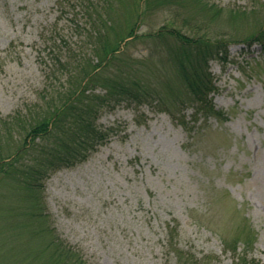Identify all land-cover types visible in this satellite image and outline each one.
Here are the masks:
<instances>
[{
  "label": "rangeland",
  "instance_id": "1",
  "mask_svg": "<svg viewBox=\"0 0 264 264\" xmlns=\"http://www.w3.org/2000/svg\"><path fill=\"white\" fill-rule=\"evenodd\" d=\"M207 1L221 15L212 23L198 18L212 27L199 33L231 43L226 61H210L219 116L187 106L180 112L184 126L155 101L107 107L97 120L109 130L106 143L45 180L51 224L86 264H238L241 257L264 264V47L241 42L264 13L255 0ZM168 15L148 17L138 32ZM83 18L77 0H0L2 116L40 100L41 57L55 45L81 44ZM154 44L135 41L127 53L145 61L159 95L172 103L169 90L180 80L168 53L161 61L151 54H166ZM235 239L236 251L225 244Z\"/></svg>",
  "mask_w": 264,
  "mask_h": 264
},
{
  "label": "trees",
  "instance_id": "2",
  "mask_svg": "<svg viewBox=\"0 0 264 264\" xmlns=\"http://www.w3.org/2000/svg\"><path fill=\"white\" fill-rule=\"evenodd\" d=\"M77 2L84 17L79 25L80 34L86 33L84 40L65 48L55 45L41 57L44 84L39 101L25 105L24 113L17 109L0 114V264L7 259L9 264H86L56 234L46 211L44 183L55 171L83 162L106 143L109 130L97 124L102 110L155 101L158 110L184 126L188 122L180 112L187 106L193 114H220L210 97L216 89L210 61H226L231 43L200 34L212 27L197 24L200 17L212 23L221 15L220 7L207 0ZM254 5L264 13V2L255 0ZM166 11L170 16L160 26L138 32L143 24L148 26V17ZM239 16L231 14L234 20ZM128 38L131 41L125 42ZM135 41L147 48L148 43H162L166 54L160 49H152L151 54L157 53L161 61L168 53L174 61L180 86L170 87L175 91L169 90L172 103L165 94L159 95V82L146 74L145 61L127 53ZM241 42L264 47V22ZM240 240L225 244L236 251L234 243ZM238 264L261 263L241 257Z\"/></svg>",
  "mask_w": 264,
  "mask_h": 264
}]
</instances>
